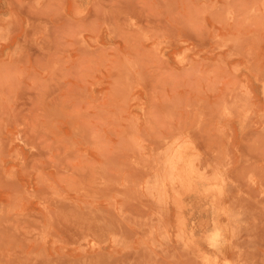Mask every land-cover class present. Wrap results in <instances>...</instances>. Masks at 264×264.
Listing matches in <instances>:
<instances>
[{"label":"rangeland","instance_id":"obj_1","mask_svg":"<svg viewBox=\"0 0 264 264\" xmlns=\"http://www.w3.org/2000/svg\"><path fill=\"white\" fill-rule=\"evenodd\" d=\"M0 264H264V0H0Z\"/></svg>","mask_w":264,"mask_h":264}]
</instances>
